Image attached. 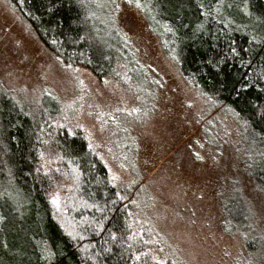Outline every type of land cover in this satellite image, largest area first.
Returning a JSON list of instances; mask_svg holds the SVG:
<instances>
[{
	"label": "rangeland",
	"instance_id": "374dc122",
	"mask_svg": "<svg viewBox=\"0 0 264 264\" xmlns=\"http://www.w3.org/2000/svg\"><path fill=\"white\" fill-rule=\"evenodd\" d=\"M85 2L86 39L123 55L105 61L104 75L66 64L0 0V93L37 120L40 137L63 131L86 141L130 204L136 264H264V197L232 111L183 79L149 25L147 1ZM236 193L248 199L251 243L224 209ZM62 194L58 185L49 193L55 211Z\"/></svg>",
	"mask_w": 264,
	"mask_h": 264
},
{
	"label": "trees",
	"instance_id": "16d2710c",
	"mask_svg": "<svg viewBox=\"0 0 264 264\" xmlns=\"http://www.w3.org/2000/svg\"><path fill=\"white\" fill-rule=\"evenodd\" d=\"M9 1L66 64L102 74L105 61L113 65L123 55L98 47L100 37L86 39V0ZM139 1L149 3V25L183 79L240 123L247 170L264 197V0ZM35 121L0 93V264H136L130 204L104 164L82 137L63 131L40 137ZM56 185L63 194L55 211L49 193ZM247 200L236 193L224 209L251 243ZM146 264L160 263L149 258Z\"/></svg>",
	"mask_w": 264,
	"mask_h": 264
}]
</instances>
